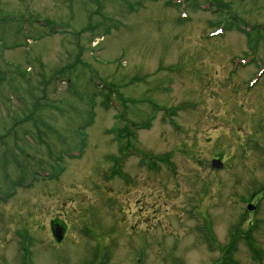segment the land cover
Masks as SVG:
<instances>
[{"label": "rangeland", "instance_id": "1", "mask_svg": "<svg viewBox=\"0 0 264 264\" xmlns=\"http://www.w3.org/2000/svg\"><path fill=\"white\" fill-rule=\"evenodd\" d=\"M226 261L264 264V0H0V264Z\"/></svg>", "mask_w": 264, "mask_h": 264}, {"label": "trees", "instance_id": "2", "mask_svg": "<svg viewBox=\"0 0 264 264\" xmlns=\"http://www.w3.org/2000/svg\"><path fill=\"white\" fill-rule=\"evenodd\" d=\"M223 6L225 5L226 7V4H218V6ZM214 6H216V4H214V2H211V1H206L205 2V6L202 7L203 10H211ZM232 20L234 21H238L239 22V18L236 16V15H232ZM239 27L237 28L238 31L242 32V33H249L251 30H253V28L250 29V31H247V28H249V25H246V24H242V23H238ZM53 32H56V30H53ZM106 107H108V103L105 104ZM135 126V125H134ZM118 134V133H117ZM132 133H129V135H131ZM231 262V261H230ZM230 262H227V264H229ZM232 264H235V262H232Z\"/></svg>", "mask_w": 264, "mask_h": 264}, {"label": "water", "instance_id": "3", "mask_svg": "<svg viewBox=\"0 0 264 264\" xmlns=\"http://www.w3.org/2000/svg\"><path fill=\"white\" fill-rule=\"evenodd\" d=\"M211 166L214 168V169H222L224 167V163L221 159H213L211 161ZM248 209L249 210H252L253 209V206L252 205H249L248 206Z\"/></svg>", "mask_w": 264, "mask_h": 264}, {"label": "flooded vegetation", "instance_id": "4", "mask_svg": "<svg viewBox=\"0 0 264 264\" xmlns=\"http://www.w3.org/2000/svg\"><path fill=\"white\" fill-rule=\"evenodd\" d=\"M54 234H55V230L57 231L58 229H60V227L58 226V224H56L54 221H53V226L51 227Z\"/></svg>", "mask_w": 264, "mask_h": 264}]
</instances>
